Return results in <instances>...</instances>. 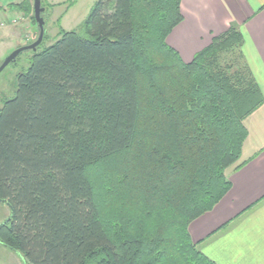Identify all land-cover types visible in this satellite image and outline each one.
Returning a JSON list of instances; mask_svg holds the SVG:
<instances>
[{"label": "trees", "instance_id": "1", "mask_svg": "<svg viewBox=\"0 0 264 264\" xmlns=\"http://www.w3.org/2000/svg\"><path fill=\"white\" fill-rule=\"evenodd\" d=\"M31 1L15 7L35 23ZM180 3L96 0L16 75L0 108V245L23 264H213L188 227L229 191L264 97L233 25L181 61L166 43Z\"/></svg>", "mask_w": 264, "mask_h": 264}, {"label": "crops", "instance_id": "2", "mask_svg": "<svg viewBox=\"0 0 264 264\" xmlns=\"http://www.w3.org/2000/svg\"><path fill=\"white\" fill-rule=\"evenodd\" d=\"M15 5L0 4V19L19 11ZM180 14L182 21L166 43L183 63L233 25L242 37L241 64L264 97V0H181ZM243 126L247 136L240 159L225 172L229 191L188 227L191 242L213 264H264V101ZM0 264L23 262L0 245Z\"/></svg>", "mask_w": 264, "mask_h": 264}, {"label": "rangeland", "instance_id": "3", "mask_svg": "<svg viewBox=\"0 0 264 264\" xmlns=\"http://www.w3.org/2000/svg\"><path fill=\"white\" fill-rule=\"evenodd\" d=\"M22 1L0 0V4L6 6L9 3L19 4ZM29 2L32 4L31 0ZM44 2L48 6L42 14L46 24L44 27L45 37L41 48L52 45L58 39L60 30L78 33L82 23L92 11L96 0H44ZM43 7H45V3H43ZM12 13L10 12L5 16L4 19L8 21L0 19V63L14 49L33 43L38 36L37 26L29 16V14H32L30 11L25 13L19 9V11ZM33 53L32 51L22 53L14 64L9 65L0 74V108L6 100L13 97L15 77L29 67ZM228 58L235 61V57ZM239 65H241L240 62ZM9 215L8 207L0 203V218L6 216L5 219H8Z\"/></svg>", "mask_w": 264, "mask_h": 264}, {"label": "water", "instance_id": "4", "mask_svg": "<svg viewBox=\"0 0 264 264\" xmlns=\"http://www.w3.org/2000/svg\"><path fill=\"white\" fill-rule=\"evenodd\" d=\"M44 12V8L41 7V3L39 0H34L33 2V16H34V20L35 23L37 25V29H38V36L36 38V40L27 45V46H22V47H18L16 49H14L11 53H9L4 59L3 61L0 63V74L5 70V68H7L10 64L14 63L16 61V59L24 52H35L37 47H39V45L42 42L43 39V35H44V20L41 17V15ZM8 220H6L3 224H5Z\"/></svg>", "mask_w": 264, "mask_h": 264}, {"label": "built area", "instance_id": "5", "mask_svg": "<svg viewBox=\"0 0 264 264\" xmlns=\"http://www.w3.org/2000/svg\"><path fill=\"white\" fill-rule=\"evenodd\" d=\"M13 21V20H12Z\"/></svg>", "mask_w": 264, "mask_h": 264}]
</instances>
